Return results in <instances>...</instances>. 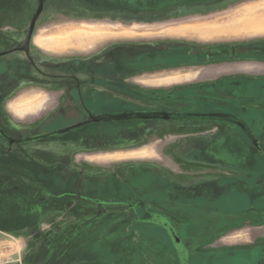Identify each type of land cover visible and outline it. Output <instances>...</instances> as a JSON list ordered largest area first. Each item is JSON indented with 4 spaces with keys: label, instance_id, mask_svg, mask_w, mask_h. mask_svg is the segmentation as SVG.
Returning <instances> with one entry per match:
<instances>
[{
    "label": "rangeland",
    "instance_id": "obj_1",
    "mask_svg": "<svg viewBox=\"0 0 264 264\" xmlns=\"http://www.w3.org/2000/svg\"><path fill=\"white\" fill-rule=\"evenodd\" d=\"M263 3L264 0H171L169 6L158 10L157 0H0V61L6 62L0 74V264H162L160 259L154 260L158 246L153 238L165 231L155 226L154 233L139 229L141 223L135 224V216L128 214L131 211L128 206H113L114 210H127V214L118 226L110 227L108 236L101 230L103 221L85 229L101 209L110 208L88 200L86 196L95 198L96 194L91 182H101L105 190L118 193L120 181L125 180L128 173L137 175L153 169L182 186L208 185L223 178L233 182L232 186L229 183V188H245L246 179L252 173L250 166H243L258 160L253 157L247 164L242 154L237 155L236 147L241 148L243 144L241 137H227L222 131L203 132L204 124H194L178 116H172L177 120H164L161 116L154 120L151 115L138 113L127 116L107 113L100 124L69 125L55 136L15 142L26 140L27 132H33L46 116L64 112L69 105L62 102L68 91L60 80L40 76L24 63L27 53L18 49L24 48L32 18L41 4L43 8L31 43L32 52L42 60L43 66L52 68V62L69 57L96 55L103 59L117 55L120 50L122 54L135 53L136 47L141 45L136 41L146 40L150 42L146 44L147 50L134 54L138 66L143 68L153 63L179 65L190 60V54L192 61H197L201 58L199 55L207 53L205 48L210 46L213 50L211 46L218 44L222 45L216 47H225L223 53L232 47L234 56L238 55L244 50L242 44L264 40V30L249 32L256 21L243 19V28L247 31H233L229 28L232 17L243 8ZM161 39L201 47L154 48L151 42ZM254 48L249 53L262 57L264 48ZM8 52L10 54L4 55ZM130 54L123 57L129 60L133 57ZM252 59L251 63L255 61L258 65L257 60ZM183 68L187 69L184 66L170 69ZM197 69L193 65L187 70ZM257 69L253 66L251 71ZM157 79L153 81L169 84L179 77ZM261 84V81L248 80L245 90L263 99ZM142 88L154 97L155 90L162 87L147 89L143 85ZM139 90V95L144 94L143 89ZM35 91L42 92L45 100L51 96V107L35 116L15 118L8 109L9 102L22 93ZM143 104L147 103L137 101L138 106ZM237 104L233 108L218 109V115L234 114L228 120L244 124L248 129L252 125L251 138L257 140L264 155V109H250L247 113L238 109ZM157 105L162 107L163 104ZM176 105L179 104L171 103L169 110L174 111ZM100 112L93 114L96 120L101 117ZM213 117L208 118L213 121ZM59 118L53 120L63 121ZM236 126L232 129L233 135L239 132ZM225 128V125L219 127ZM2 131L14 140L1 135ZM207 148L217 150L216 155L204 156ZM251 148L254 147L251 145ZM199 149L204 151L202 156L195 153ZM233 149L236 155L231 158ZM259 182L258 191L264 194L263 175ZM206 190L204 192L214 190L216 194L226 191L215 187ZM251 192L256 194L257 191ZM126 199L134 204L138 201L135 197ZM152 203L153 200L145 205ZM163 210L169 225L190 253L202 254L206 259L211 258L212 253L235 251L233 256L226 257L230 263L264 264V211L252 207L239 213L214 211L210 213L208 225L196 228L182 209ZM101 239L115 253L114 263L95 252L93 244ZM140 242L144 245L138 249L136 245Z\"/></svg>",
    "mask_w": 264,
    "mask_h": 264
},
{
    "label": "trees",
    "instance_id": "obj_2",
    "mask_svg": "<svg viewBox=\"0 0 264 264\" xmlns=\"http://www.w3.org/2000/svg\"><path fill=\"white\" fill-rule=\"evenodd\" d=\"M170 2L171 0H157V9H165L167 5L169 6ZM18 49L20 51L23 50L22 46H20ZM26 53L27 59L23 60L24 63L28 64L30 67L33 66L34 68L39 69L42 72H48L50 70L48 68H45L43 65H40L39 62H41L42 60H38V56L33 52L28 50L26 51ZM7 54H10V52L5 53L4 55ZM4 55L1 56L4 57ZM65 62H67V59L65 60ZM58 63L60 64L58 66L60 70H65L67 68L66 64H62V62ZM5 64L6 62L2 59L0 61V74L5 69ZM69 127L70 126L65 121L51 120L49 122L41 123L35 128L36 131L34 130L33 132H27V136L25 135L27 138L24 137L26 138V140H16L15 142L20 143L32 140L35 141L40 138L55 136L57 132L67 130V128ZM44 129H47V131H45ZM238 133L240 135L242 134L239 130V132H235L234 135H237ZM1 135L8 137V139L14 140V138H12L4 131L1 132ZM242 145L241 148L236 147V150H238V152L236 153H238L237 155L242 154V159L246 163L251 162V159L253 157H256L258 159L251 165L243 166L246 168H249V166L251 167L252 175H250L246 179L247 187L229 188L230 182L223 178H220L217 182L211 181L208 183V185L206 183H200L191 187L182 186L170 181L157 170L153 169H149L145 173L139 172L137 175L128 173L127 176L124 177L125 180L120 181V188L118 193L111 190H105L104 184L101 182H91L90 186L92 188V191H94V194H96L94 195L95 198L86 196L88 200L96 202L99 206L107 205L111 209L109 208L106 211L101 209L100 213L97 214V217L94 219V221H91L85 229H89L96 222L98 223L100 221H103L101 230L104 236H108L110 227L114 224L115 226H118L119 221L125 219L126 217H124V215L127 214V210H114L112 208L117 206H128L131 210L128 214L135 216V218H133L135 224L141 223V226L139 225L138 227L139 229L143 230L146 228L145 230H149L151 233H154L155 230L153 226H155L165 231V234H160L156 237H154L155 235L152 236V238L154 237L153 240L156 242L155 246H158V248L154 250L155 261L157 258L160 259L164 264H200V262L204 261L211 264H233L230 263V259L226 260V257L230 255L233 256L235 254V251H221L219 253H212L211 258L209 257L206 259L202 258V254L190 253L185 247L184 243L181 240L178 241V234L173 229V227L169 225L170 221L165 215L163 209H182L183 211H185L186 215L192 218L193 226L196 228L198 226L202 227L208 225L210 213L214 211L223 213H239L242 211H247L251 207L258 211H264V194L258 191V186L260 184L259 178L261 175L264 176V155H262L261 153L262 148L260 147V145H257V140H253L252 138L243 140ZM251 145L254 148H251ZM233 150L234 151L230 152L232 153L231 158L236 155L235 149ZM232 183L233 182L230 183L231 186ZM214 187L218 188V190L220 191H223L224 189L226 191L222 192L221 194H216L213 190ZM136 190H138L139 193ZM204 190L213 191L204 192ZM251 190H256V194H253ZM126 197H135L138 201L136 204L130 203L126 199ZM151 200H153L154 204L152 203V205H145ZM183 225L185 226V224ZM121 231L122 230H120V232ZM185 235L187 236L188 234L185 233ZM93 245L95 252L100 253V256H102L101 258L108 259L111 263H114L117 257L106 241H102L101 239L99 241H95ZM141 245L143 246L144 244L140 242L138 243V245H136V247L139 249V246ZM236 252L239 251L236 250Z\"/></svg>",
    "mask_w": 264,
    "mask_h": 264
},
{
    "label": "flooded vegetation",
    "instance_id": "obj_3",
    "mask_svg": "<svg viewBox=\"0 0 264 264\" xmlns=\"http://www.w3.org/2000/svg\"><path fill=\"white\" fill-rule=\"evenodd\" d=\"M170 41V42H169ZM150 43V42H149ZM163 45L162 47H169V45L174 46H183L184 49H193L194 47H198L200 45L192 44V43H186L185 41H171V40H164L162 41ZM33 43L29 44L28 50L32 52ZM153 45V43L151 42ZM252 44V46H251ZM222 44L211 46L215 49L205 48L207 53H203L199 56L201 58L199 61H212L213 63L220 64V63H235V62H251L250 60H257V63H264V53L263 56L255 55L253 53H249L250 50L255 48H264V40H258L246 44H242V52H240L238 55L232 53V47H229V51L231 50V53L225 52L223 48L225 47H216L221 46ZM194 46V47H193ZM232 46V44L230 45ZM159 46H155L154 48H158ZM201 47V46H200ZM253 47V48H252ZM23 48V47H22ZM204 47H202L203 50ZM241 48V47H237ZM246 48V49H245ZM254 48V49H255ZM197 49V48H196ZM227 49V48H226ZM28 50H25L23 48L22 51L26 52ZM210 51V52H209ZM128 52V51H127ZM118 52L117 55H110L111 57H104L103 59L95 57L96 55H87L83 57H69L67 59V62L65 60H59L57 62H54L58 65H53L52 62V68H48L44 66L45 68L50 69L48 72H42L39 69L34 68L32 69L40 74V76H46L48 78H55L60 80V84L65 87V89L68 91L66 99L62 102L69 104L67 109L65 111H60L57 113L49 114L45 117L44 121L49 122L53 120L54 118L63 119L68 125H78L79 126H85V125H96L100 124L102 120H105L104 115L107 113H115V114H121L125 113L126 116L132 113H138V114H146L151 115L154 120H159V116L162 117L164 120H171L175 116L178 118H183L185 121L193 122L194 124L198 121L202 122H212L211 118L213 117L214 120H225V121H231L228 120L229 116H232V114L228 115H218V109H228L233 108L235 103L237 104L238 109L242 110H250V109H262L264 108V98L259 99V96H254L248 94L245 89H247V86L244 84L246 81L251 80L252 81H261L262 88L264 89V76L259 75L252 78L245 79L241 82V84H238L235 86V90L237 92H234L230 88H225L226 91L229 92L223 98L220 95L215 94H200V93H193V92H185V91H169L166 94H162L158 96L159 98H162L165 100V102L172 101L177 103H182L181 106H183L180 109L173 108L174 111L169 110L170 105L163 104L161 106H147V107H141L136 105L135 101L139 100L141 102H148L152 103L153 100H155V96L153 97L152 94L149 95V93H146L144 88L141 87V85H135L132 84L130 80L131 74L134 72V70H137V73L142 75L145 73V71H138V63L135 61L134 54L136 53H127ZM254 52V51H252ZM138 53V52H137ZM136 53V54H137ZM222 53V54H221ZM130 54V56H133L131 59H126L123 56ZM38 56V55H37ZM198 56V57H199ZM116 59V60H115ZM42 62V61H41ZM40 65H42V63ZM58 62H62V64H66V69L60 70L58 66L60 65ZM120 64H123V67L120 66ZM252 64L255 65V61H252ZM62 66V65H61ZM197 66V65H196ZM126 75L127 82H122L119 80V76ZM139 89H143L142 93L144 94H138V91H141ZM200 90V89H198ZM120 91L124 92L125 94L129 95L130 97L122 96L120 94ZM61 93V92H60ZM148 94V95H147ZM62 94L60 95V97ZM139 97V98H138ZM69 98V99H68ZM149 100V101H148ZM67 101V102H66ZM69 101V102H68ZM60 103V102H59ZM189 104V105H187ZM192 104H201V106L194 107ZM160 109V110H155ZM172 109V108H170ZM60 110V109H59ZM101 111V112H100ZM129 111L130 113H126ZM100 112L101 117H99L98 120L94 117V113ZM91 116H88V115ZM172 117V118H171ZM177 120L176 118H174ZM180 120V119H178ZM234 120H232L230 123L233 124ZM238 126V129L241 131V135L238 133L237 135H233L232 129H230L227 133H225L226 136H229L233 138V136L241 137L242 140H246L251 138V135L253 134L252 125L250 126V129L246 127L244 124L236 123ZM236 126V127H237ZM199 133V132H198ZM232 133L231 135H228ZM209 136V135H208ZM47 138V137H45ZM44 138H40L37 140H41ZM197 154L199 156H202V149L196 150ZM208 153L216 155L217 150L207 148L206 152L203 153L204 156H208ZM232 156V154H230ZM200 160V159H199Z\"/></svg>",
    "mask_w": 264,
    "mask_h": 264
},
{
    "label": "crops",
    "instance_id": "obj_4",
    "mask_svg": "<svg viewBox=\"0 0 264 264\" xmlns=\"http://www.w3.org/2000/svg\"><path fill=\"white\" fill-rule=\"evenodd\" d=\"M241 17L242 20H247L249 21L250 19H259L260 21L262 20L263 24H260L258 27L252 28L251 30H248L249 32L251 31H263L264 29V3L263 4H258L254 7H247L243 8L234 16L232 17V21L230 22L229 25H232L234 20L237 17ZM239 18V19H241ZM230 27V26H229ZM233 31H247V29L241 28L239 30H233ZM154 42L153 45L159 46L158 48H163L162 41L164 40H153ZM171 41H176V40H171ZM135 42V41H134ZM136 42H141V45L136 47L135 51L136 53L139 51H144L147 50L146 47L149 42L148 41H136ZM156 42V43H155ZM170 42V41H169ZM140 44V43H139ZM121 53V50H120ZM190 60L188 61H182L179 65H174V63L170 64H150L143 66V68L138 67V71H145L144 74L140 75L137 73V70L135 69L134 72L131 74V78L129 81H131L132 84L135 85H145V87L152 88V87H162L160 90H155V100L153 102L147 104H151V106H158L157 104H168L170 105L171 103H176L179 105H176L177 109L182 108L181 106L182 103H177V102H172L168 101L165 102L164 99L159 98L158 96L162 94H166L169 91H185V92H193V93H200V94H215V95H220L223 98L227 94H229L228 91H226L225 88H232L234 92H237L235 90V86L238 84H241L242 81L245 79L251 78V75L253 76L252 78L259 75L264 76V63H258V65H253L251 62H235V63H220L216 64L213 63L212 61H192V55L190 54L189 56ZM137 58L135 57V61ZM116 60V59H115ZM193 65H197L199 69L197 70H187L188 68L192 67ZM120 66L123 67V64H120ZM178 66V67H185L187 69H178V70H172L170 69L171 67ZM254 67H258V69L252 70L251 69ZM262 69V70H261ZM255 72V73H254ZM177 73V74H175ZM175 74V75H174ZM178 76L179 79L176 82L173 83H162L158 84L153 81L155 78H158L157 81L162 80V79H167L169 77H174ZM119 80L122 82H127L126 80V75H121L119 76ZM234 87V88H233ZM200 89V90H198ZM120 94L123 96H128L129 95L125 94L124 92L120 91ZM138 101V100H137ZM137 101L133 102L137 105ZM53 103L52 97L49 96L46 100L43 98V93L42 92H29V93H22L13 100H11L8 104V109L12 113V115L17 118V119H25V116L29 115H37L41 110H44L45 108L51 107L49 104ZM143 104L141 107H147L150 105ZM49 105V106H48ZM189 105V104H187ZM194 107L201 106V104H192ZM181 106V107H180ZM264 109V108H262ZM38 112V113H37ZM248 113V111H247ZM234 115V114H232ZM239 115V114H238ZM242 115V114H240ZM231 121H225V120H220V121H212V122H202L198 121L196 124H204L203 132H210L211 134L213 132H218L222 131L223 134L227 133L230 129H234L235 120L232 123ZM221 125H225V129H219ZM226 130V131H223ZM69 136V135H67ZM133 151V150H131ZM204 164H208L206 162H201ZM212 165V163H210ZM39 234V233H37Z\"/></svg>",
    "mask_w": 264,
    "mask_h": 264
},
{
    "label": "water",
    "instance_id": "obj_5",
    "mask_svg": "<svg viewBox=\"0 0 264 264\" xmlns=\"http://www.w3.org/2000/svg\"><path fill=\"white\" fill-rule=\"evenodd\" d=\"M42 8H43V5L41 4L39 6L38 10L36 11V13L34 14L33 18H32L31 25H30V28H29V31H28V35L26 37L25 44H24V49L25 50H28V48H29V44H30L31 38L33 36V32H34V28H35V25H36V21H37L40 13L42 11Z\"/></svg>",
    "mask_w": 264,
    "mask_h": 264
},
{
    "label": "bare ground",
    "instance_id": "obj_6",
    "mask_svg": "<svg viewBox=\"0 0 264 264\" xmlns=\"http://www.w3.org/2000/svg\"><path fill=\"white\" fill-rule=\"evenodd\" d=\"M239 18H241V17L240 16L237 17L234 20L233 24L232 25H229L230 26L229 28L231 30H239V29L243 28V25H244L245 22L242 20V18L241 19H239ZM255 21H256L255 24L251 28L257 29L256 27H258L260 24H263L262 20L260 21L259 19L258 20L255 19ZM262 29H264V28H262Z\"/></svg>",
    "mask_w": 264,
    "mask_h": 264
}]
</instances>
